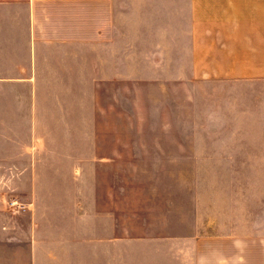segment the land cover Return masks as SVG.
Listing matches in <instances>:
<instances>
[{"label": "rangeland", "instance_id": "rangeland-1", "mask_svg": "<svg viewBox=\"0 0 264 264\" xmlns=\"http://www.w3.org/2000/svg\"><path fill=\"white\" fill-rule=\"evenodd\" d=\"M261 14L205 10L206 17ZM18 31L13 76L25 78L0 88V157L12 153L14 166L0 168V183L14 189L3 194L7 205L27 200L36 186L55 200L53 189L70 179L78 187L92 180L124 264H193L200 238L264 227V169L224 168L236 156L196 137L205 129L197 110L206 106L194 97H226L231 89L137 81L132 58L112 64L125 78L101 75L100 51L61 43L34 49ZM4 253L27 264L20 249Z\"/></svg>", "mask_w": 264, "mask_h": 264}, {"label": "crops", "instance_id": "crops-1", "mask_svg": "<svg viewBox=\"0 0 264 264\" xmlns=\"http://www.w3.org/2000/svg\"><path fill=\"white\" fill-rule=\"evenodd\" d=\"M206 9L263 14L206 17ZM19 27L34 49L61 43L100 51L101 75L119 73L112 64L132 58L137 81L231 89L226 97H194L206 106L197 110L205 129L196 137L236 156L227 157L224 168L264 169V0H0V88L25 78L13 76ZM233 147L244 151H229ZM5 155L0 163L8 166L0 168H14L12 153ZM75 181L54 188L55 200L34 187L21 199L27 210L14 217L3 195L14 189L0 183L1 264H14V253L4 252L15 249L27 253V264H124L123 243L109 240L102 193L93 195L90 179L79 187ZM194 250L193 264H264V227L202 237Z\"/></svg>", "mask_w": 264, "mask_h": 264}, {"label": "built area", "instance_id": "built-area-1", "mask_svg": "<svg viewBox=\"0 0 264 264\" xmlns=\"http://www.w3.org/2000/svg\"><path fill=\"white\" fill-rule=\"evenodd\" d=\"M8 206H9V210L12 211L25 212L27 210V205L18 200L10 201Z\"/></svg>", "mask_w": 264, "mask_h": 264}]
</instances>
